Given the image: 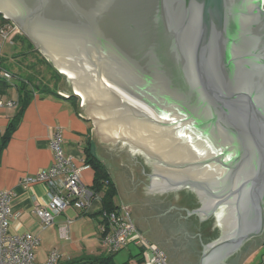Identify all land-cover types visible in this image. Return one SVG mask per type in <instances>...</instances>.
I'll use <instances>...</instances> for the list:
<instances>
[{"label": "water", "instance_id": "obj_1", "mask_svg": "<svg viewBox=\"0 0 264 264\" xmlns=\"http://www.w3.org/2000/svg\"><path fill=\"white\" fill-rule=\"evenodd\" d=\"M0 12L63 76L59 91L79 97L95 145L121 152L117 161L132 168L140 199H171L169 210L207 221L209 207L236 194L240 178L195 210L156 190L192 186L204 199L202 180L228 169L231 182L240 150L256 153L247 183L255 222L233 232L225 216L216 241L202 229L201 264L225 263L264 233V0H0ZM209 123L231 136L223 156L221 138L202 133ZM128 146L140 161L147 154L167 162L152 163L154 190Z\"/></svg>", "mask_w": 264, "mask_h": 264}, {"label": "crops", "instance_id": "obj_2", "mask_svg": "<svg viewBox=\"0 0 264 264\" xmlns=\"http://www.w3.org/2000/svg\"><path fill=\"white\" fill-rule=\"evenodd\" d=\"M59 79H57L58 81ZM56 81V83H58ZM19 80L10 84L0 83V142L11 119L18 111L1 102L15 101L21 96ZM57 85V84H56ZM54 93L39 89L25 109L20 124L12 134L0 160V192L13 190L12 206L20 219L11 223V231L18 234L33 233L40 239L36 248V260L46 262L50 253L57 249L61 264H145L147 257L143 249L130 243L119 252L109 254L102 239L104 223L102 198H96L88 211L68 207L56 216L52 225L43 227L33 211L37 205H47L48 190L43 183L21 186V179L35 175L53 162L50 138L61 129L64 137L63 148L73 156L77 166L88 165L89 148L104 165L109 178L116 187V206H125L138 230L148 240L160 246L168 257L169 264H201L203 244L200 231L204 229L197 215L186 216V209L175 206L171 199L151 196L140 199L136 194V180L127 162L118 163L121 152L113 151L106 145L96 146L92 139L93 124L81 116L78 103L62 95L59 87ZM79 101V100H78ZM95 169L88 165L82 170V179L88 185L94 184ZM221 264H264V236L252 238L242 249L237 250Z\"/></svg>", "mask_w": 264, "mask_h": 264}, {"label": "built area", "instance_id": "obj_3", "mask_svg": "<svg viewBox=\"0 0 264 264\" xmlns=\"http://www.w3.org/2000/svg\"><path fill=\"white\" fill-rule=\"evenodd\" d=\"M19 34H23L20 27L0 12V59L4 43H14V37ZM0 78L10 82L14 75L0 68ZM1 105L14 107L17 106V102H1ZM63 141L62 130H56L50 138L52 164L35 175L24 176L20 182L24 188L37 183H43L47 187L48 204L37 205L33 210L43 227L52 225L56 216L63 213L66 208L74 207L88 211L96 198L103 197V192L96 191L93 186L83 181L82 170L88 165L77 166L73 156L65 153ZM13 197V190L0 192V264H61V254L57 249L50 253L46 262H37L35 254L40 243L39 237L33 233L18 234L11 231L12 221L21 218L13 209ZM102 213L104 217L102 239L109 254L119 252L130 243H135L143 249L147 257L145 264H169L165 251L138 230L125 206L104 208Z\"/></svg>", "mask_w": 264, "mask_h": 264}, {"label": "flooded vegetation", "instance_id": "obj_4", "mask_svg": "<svg viewBox=\"0 0 264 264\" xmlns=\"http://www.w3.org/2000/svg\"><path fill=\"white\" fill-rule=\"evenodd\" d=\"M203 122L204 120L200 121L201 124ZM209 125H210V128L208 132H202L200 128L199 130L200 132L204 133V135L208 133L207 136H210L211 138H214L213 136L217 138L218 137L221 138L222 143L219 146H221L223 149H222L221 154L217 155V157L223 156V152L227 150L228 146H233V144L229 142V139L231 138V136L228 134V132H225L224 130L219 129L216 126V124L215 126H213L212 124L209 123ZM128 147H129L128 149L130 153L135 158L137 164L140 165L141 175L143 177V180L145 181L146 188L154 190L152 189V180L156 172L153 170L152 163L153 161L154 162L160 161L165 164L167 162H164L163 159L160 160V158L157 160L145 154L147 158L141 157L142 159L141 161L143 162L142 163L140 159L138 158L137 151L133 150L130 146ZM238 157L236 160V166L238 168L236 169L235 171L236 175L234 176L231 182L229 181V179H227L228 169L223 178L202 180L201 186L203 189L201 190L204 193L203 194L204 199L200 198V195L198 194V190L192 186H183L177 189L156 190V191L164 192L168 194L169 196H177L178 201L181 204L190 205L191 207H193V210H195V209L203 207L208 202L210 205V202L218 197L221 198L223 194L227 191L228 185L232 186L234 181L240 178L242 180V184L240 185L241 188L239 190L238 188L240 186L236 189L238 190L237 193L232 195L235 192V190L233 191V193L227 192L228 198L226 200L217 202V204H214V205L212 204V206L209 207V211H211L212 213L207 218V221L203 224L204 229H206V234H209V235L217 234V236L215 237L213 241L220 239L224 234L223 219H225V216L229 217V224L233 232H238L240 230V227L244 228L245 226H249L251 223H254L257 217L256 216L257 215V200L256 198L252 197L250 188H248L249 186L247 185L248 180L252 178L256 170L257 156L255 152L246 154L244 153V151L241 152L240 150V155ZM189 166L190 165H188L187 167H182V168H188ZM159 175H160L159 178L161 180L165 176L161 173H159ZM228 181L230 182V184H228ZM232 197L234 198L233 204L229 203V200L232 199ZM215 229L217 230L216 233H215ZM263 236H264V233L258 237H263ZM258 237H255V238H258ZM242 247L243 245L238 250L242 249Z\"/></svg>", "mask_w": 264, "mask_h": 264}, {"label": "trees", "instance_id": "obj_5", "mask_svg": "<svg viewBox=\"0 0 264 264\" xmlns=\"http://www.w3.org/2000/svg\"><path fill=\"white\" fill-rule=\"evenodd\" d=\"M24 37H25L24 34L16 35L14 37V42L22 40V39H24ZM35 51L36 50H35L34 46L31 44L30 41H28V43H26L23 54H25V55L33 54ZM33 55H35V54H33ZM35 56H37V55H35ZM39 57L43 63L50 66L48 61L43 56H39ZM1 59H2V56H1ZM1 59H0V68L12 72L9 68L4 67L2 65ZM53 71H54L56 78L60 79V74H58V72L56 70H54V68H53ZM12 73L14 75V79L19 80L18 85H19V89L21 91V96H20V99L18 100V103H17L18 111H17L16 115L11 119L9 126L3 135L2 141L0 142V160H1V155H2L3 150L6 148L10 138L12 137V134L14 133V131L16 130L18 125L20 124L23 113H24L25 109L27 108V106L32 101L35 93L39 89L42 88L43 92H45V93L50 92V93L57 94V91L53 90L54 87H51L49 85V82H44L43 80H40V82L38 81L39 83H35L32 79L33 76H30V75L23 76L21 74L15 73V72H12ZM1 82L6 83V84H10L12 81L7 82V81L0 78V83ZM56 84L57 83H55L54 85H56ZM67 98L73 99L75 104H77L78 100H79L77 98V96H75V95H71ZM85 150L87 152L86 161H87L88 165H92L93 168L95 169L94 184L92 186L96 191L103 192L102 199H103L104 204H105V209H113L116 207L115 197H116L117 191H116L115 184L111 182L109 175H108L104 165L102 164V162H100L95 156H92V154L89 151V148H86ZM70 264H76V261L71 262Z\"/></svg>", "mask_w": 264, "mask_h": 264}, {"label": "rangeland", "instance_id": "obj_6", "mask_svg": "<svg viewBox=\"0 0 264 264\" xmlns=\"http://www.w3.org/2000/svg\"><path fill=\"white\" fill-rule=\"evenodd\" d=\"M24 36H25L24 39L19 40L17 42L4 43L2 48V59H1L2 65L4 67L9 68L12 72L21 74L23 76H27V75L33 76L32 79L35 83H39L40 80H43L44 82H49V85L51 87H55V88L59 87V84L63 79V76L55 69L52 63L49 60H47L41 54V52H39L36 49L33 41L26 34H24ZM28 41H30L31 44L34 46L36 51L33 54L37 56L33 54H28V55L23 54L26 43H28ZM39 56H43L48 61L50 66L43 63ZM53 68L58 72V74H60V79L58 81L54 74ZM56 81L58 83L57 85H54ZM60 93L62 95H66L65 92H60ZM77 98L79 99L78 96ZM89 120L92 122L94 126V122L90 118Z\"/></svg>", "mask_w": 264, "mask_h": 264}]
</instances>
